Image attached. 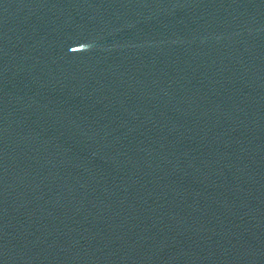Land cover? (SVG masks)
<instances>
[{
    "label": "water",
    "instance_id": "obj_1",
    "mask_svg": "<svg viewBox=\"0 0 264 264\" xmlns=\"http://www.w3.org/2000/svg\"><path fill=\"white\" fill-rule=\"evenodd\" d=\"M0 264H264V0H0Z\"/></svg>",
    "mask_w": 264,
    "mask_h": 264
}]
</instances>
